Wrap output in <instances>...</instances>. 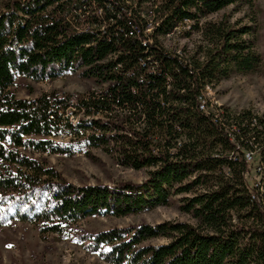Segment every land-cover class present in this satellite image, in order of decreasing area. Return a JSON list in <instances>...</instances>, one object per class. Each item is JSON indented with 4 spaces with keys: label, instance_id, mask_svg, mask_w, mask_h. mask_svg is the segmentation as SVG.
<instances>
[{
    "label": "trees",
    "instance_id": "trees-1",
    "mask_svg": "<svg viewBox=\"0 0 264 264\" xmlns=\"http://www.w3.org/2000/svg\"><path fill=\"white\" fill-rule=\"evenodd\" d=\"M257 2L4 3L0 227L30 223L44 235L65 237L87 218L140 215L180 197L179 210L193 223L114 228L81 237L84 249L108 264H264V119L225 108L218 117L206 115L200 106L208 88L264 70L256 27L227 12L255 9ZM186 27L181 37L198 36L194 47L166 48L163 40ZM67 73L93 80L99 90L77 99L13 92L18 77L42 83ZM78 114L84 118L73 123ZM75 149L90 157L91 149H103L120 167L147 171V179L76 186L33 157ZM248 150L260 152L251 167ZM260 163L261 176L252 172Z\"/></svg>",
    "mask_w": 264,
    "mask_h": 264
},
{
    "label": "rangeland",
    "instance_id": "rangeland-1",
    "mask_svg": "<svg viewBox=\"0 0 264 264\" xmlns=\"http://www.w3.org/2000/svg\"><path fill=\"white\" fill-rule=\"evenodd\" d=\"M8 0H0V10ZM233 15V21L242 19L244 24L256 27L254 43L264 65V0H258L255 9L234 8L227 10ZM253 23V24H252ZM180 28L176 34L163 40L170 50L192 49L199 40L198 36L184 39ZM99 90L93 80L83 79L78 73H67L54 81L35 83L18 77L13 92L18 98L33 99L45 93L59 92L61 95H73L74 99L84 97L92 91ZM32 91H34L32 93ZM208 99L217 103L231 113L250 112L264 119V70L251 75H234L219 85L211 88ZM82 114L71 117V121L83 119ZM71 155H33L46 161L49 167L76 186L107 185L114 187L122 183L141 184L147 179V171H134L120 167L113 157L103 149H91V157L86 149L74 150ZM256 151L254 157L259 154ZM258 180L254 181V184ZM180 197L172 199L169 207H159L152 211L126 218L96 216L87 218L71 226L67 236L42 234L39 228L30 223L14 222L0 227V264H108L95 254L84 249L81 237L94 235L114 228L133 225L172 222L193 223L191 218L179 210Z\"/></svg>",
    "mask_w": 264,
    "mask_h": 264
},
{
    "label": "built area",
    "instance_id": "built-area-1",
    "mask_svg": "<svg viewBox=\"0 0 264 264\" xmlns=\"http://www.w3.org/2000/svg\"><path fill=\"white\" fill-rule=\"evenodd\" d=\"M210 91V88L207 89V91L204 93L203 97L200 98V106H201V110L206 114V115H215V116H219L221 113V109L223 107H220L217 103L211 101L210 99H208L207 94ZM233 141V139H232ZM256 151L253 150H248L245 152V159L246 162L248 163L249 167H251V164L253 162V158L255 155ZM257 175H263V165L262 163H260L259 165L256 166V168L252 171ZM249 171L246 173L247 179H250L251 174ZM260 183H256L255 187L258 188ZM259 196L257 194H254V198L257 199L259 201Z\"/></svg>",
    "mask_w": 264,
    "mask_h": 264
}]
</instances>
